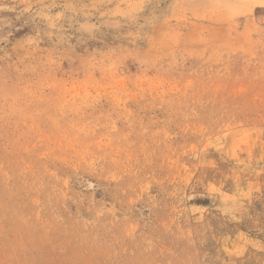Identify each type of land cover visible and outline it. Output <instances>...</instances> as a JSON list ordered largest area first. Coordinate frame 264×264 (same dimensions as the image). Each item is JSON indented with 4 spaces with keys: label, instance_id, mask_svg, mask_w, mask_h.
Returning a JSON list of instances; mask_svg holds the SVG:
<instances>
[{
    "label": "rangeland",
    "instance_id": "374dc122",
    "mask_svg": "<svg viewBox=\"0 0 264 264\" xmlns=\"http://www.w3.org/2000/svg\"><path fill=\"white\" fill-rule=\"evenodd\" d=\"M0 264H264V0H0Z\"/></svg>",
    "mask_w": 264,
    "mask_h": 264
}]
</instances>
